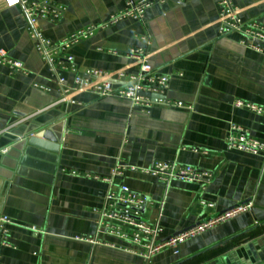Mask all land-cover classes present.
I'll return each mask as SVG.
<instances>
[{"label": "crops", "instance_id": "obj_1", "mask_svg": "<svg viewBox=\"0 0 264 264\" xmlns=\"http://www.w3.org/2000/svg\"><path fill=\"white\" fill-rule=\"evenodd\" d=\"M46 1L50 15L38 21V29L58 43L138 0ZM219 1L154 3L142 21L99 28L67 50L80 75H134L138 64L126 53L145 48L150 66L168 77L164 99L183 105L149 110L88 92L75 94L73 104L59 103L22 9L0 4V52L26 72L11 74L0 65V149L11 146L10 136L27 138L0 157V215L10 221V247L0 248V264H144L121 250L129 244L96 223L106 194L121 184L148 198L143 219L158 223L164 236L252 203L249 212L183 243L175 254L160 252L148 264L264 263V156L226 147L231 127L264 143V116L235 106L240 101L264 108V52L244 45L238 33L220 36ZM231 3L243 22L264 27V0ZM56 8L61 12L54 19ZM63 76L72 86L73 74ZM44 132L56 141L42 139ZM154 160L189 165L211 177L164 184L126 171L111 180L117 165L147 169Z\"/></svg>", "mask_w": 264, "mask_h": 264}, {"label": "built area", "instance_id": "obj_2", "mask_svg": "<svg viewBox=\"0 0 264 264\" xmlns=\"http://www.w3.org/2000/svg\"><path fill=\"white\" fill-rule=\"evenodd\" d=\"M181 2L182 0H174ZM167 0H138L128 1L124 8L99 25L88 27L82 31L71 34L58 43H51L42 37L38 29V21L46 19L50 15V3L46 0H0V4L7 6L18 5L22 9L23 16L27 21L29 37L34 38L35 48L40 54L42 61L52 73L55 84L59 89V103H71L75 94L88 92L101 97L122 98L129 101L133 107L141 106L149 110L153 105L164 107L183 108L180 102L166 101L165 94L168 91V77L161 74L149 64L150 54L145 48L129 50L126 55L138 64V71L129 75L125 71H117L115 74L86 71L85 74L77 73L73 58L68 55L67 50L77 44L83 38L91 36L95 30L104 29L115 25L123 19H144L146 9L154 3L163 4ZM52 18H57L61 12L60 8L52 10ZM239 9L233 7L231 0H220L218 11V23L220 36L238 33L242 36V43L249 48L264 52V27L258 22H243L239 17ZM0 65L5 66L11 74L26 73L20 62L12 61L0 52ZM73 74L72 86L66 83L64 73ZM146 95H156L159 98L150 100ZM235 106L245 107L254 114L264 116V108L253 106L238 101ZM230 135L226 139L228 150L245 151L250 154H262L264 156V143L250 137L246 130L231 127ZM7 148L0 149V154L7 152ZM112 179L121 178L126 171L141 172L164 184L172 180L182 182L204 181L211 177L208 172L204 173L191 166H183L174 161L166 162L154 160L147 169H135L117 165L113 170ZM110 180V182H111ZM149 200L142 194H137L126 185L121 184L111 188L105 196V207L99 211L97 224L100 229L109 236L123 240L129 246L121 248L122 251L138 256L144 264L150 263L160 252L168 250L177 253L180 245L196 238L208 230L230 220L240 217L252 209L251 202H242L224 212L207 218L193 225L189 229L177 232L172 236H164L161 226L152 224L143 219V213L149 205ZM211 207V206H210ZM9 219L0 215V248L10 247L8 242Z\"/></svg>", "mask_w": 264, "mask_h": 264}, {"label": "water", "instance_id": "obj_3", "mask_svg": "<svg viewBox=\"0 0 264 264\" xmlns=\"http://www.w3.org/2000/svg\"><path fill=\"white\" fill-rule=\"evenodd\" d=\"M144 96L145 97H148L151 101L152 100H155V99H157V98H159L158 96H156V95H146V94H144ZM40 133V132H39ZM40 136H41V138L42 139H44V140H47V141H56V139H54V138H52L51 136H50V134H49V132H44L43 134H39ZM26 139L27 138H19V137H12V136H10L9 137V140H11V142H12V144H11V146L10 147H8V149H7V152L5 153V154H3V155H1L0 154V157L1 156H4V155H7L8 153H9V151L11 150V148H16L17 149V147L19 148L21 145H24V143H25V141H26ZM34 142H35V140L34 141H32L31 143L32 144H34ZM254 264H257V263H254ZM262 264H264V263H262Z\"/></svg>", "mask_w": 264, "mask_h": 264}]
</instances>
